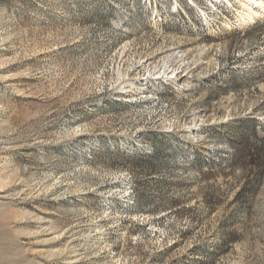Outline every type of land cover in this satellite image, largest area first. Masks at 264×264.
<instances>
[{
  "label": "rangeland",
  "instance_id": "1",
  "mask_svg": "<svg viewBox=\"0 0 264 264\" xmlns=\"http://www.w3.org/2000/svg\"><path fill=\"white\" fill-rule=\"evenodd\" d=\"M254 10L0 0V264H264Z\"/></svg>",
  "mask_w": 264,
  "mask_h": 264
},
{
  "label": "trees",
  "instance_id": "2",
  "mask_svg": "<svg viewBox=\"0 0 264 264\" xmlns=\"http://www.w3.org/2000/svg\"><path fill=\"white\" fill-rule=\"evenodd\" d=\"M250 122L254 124L255 121H250ZM237 133L240 136V141H241L240 146L242 147L239 149L237 146H235L234 143H232V147L235 151H238L245 156L247 153H253L255 150H253L250 145L251 140H257V142L261 144V148L264 149V140L259 138V134L257 133L254 125L248 130L238 131ZM234 141H236V139Z\"/></svg>",
  "mask_w": 264,
  "mask_h": 264
},
{
  "label": "bare ground",
  "instance_id": "3",
  "mask_svg": "<svg viewBox=\"0 0 264 264\" xmlns=\"http://www.w3.org/2000/svg\"><path fill=\"white\" fill-rule=\"evenodd\" d=\"M237 1L242 3V6L245 8V10L249 12L248 17L253 19V20H255L256 17L260 16V14L254 10V6H259L264 11V3L263 2H258L256 0H237Z\"/></svg>",
  "mask_w": 264,
  "mask_h": 264
}]
</instances>
